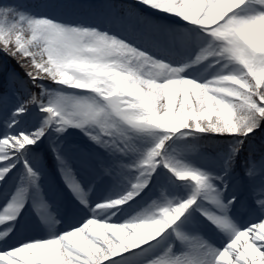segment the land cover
Here are the masks:
<instances>
[{
	"label": "snow or ice",
	"instance_id": "snow-or-ice-1",
	"mask_svg": "<svg viewBox=\"0 0 264 264\" xmlns=\"http://www.w3.org/2000/svg\"><path fill=\"white\" fill-rule=\"evenodd\" d=\"M70 5L0 0V264H264V0ZM48 150L79 214L22 236Z\"/></svg>",
	"mask_w": 264,
	"mask_h": 264
},
{
	"label": "rangeland",
	"instance_id": "rangeland-1",
	"mask_svg": "<svg viewBox=\"0 0 264 264\" xmlns=\"http://www.w3.org/2000/svg\"><path fill=\"white\" fill-rule=\"evenodd\" d=\"M56 1L58 2V0H56ZM72 1L86 2V1H90V0H70V2H72ZM96 1H98L99 3L102 2V0H96ZM16 2H17V0H16ZM50 4H52V3L49 2V0L48 1L42 0V1H38L35 6H28L27 8H29L33 11H36V12H40V13L47 12L49 14H52L51 8L48 7ZM55 14L58 16H61V18H63V19L85 20V21L89 19L88 14L84 15V17L80 16L77 18L72 17L68 13L62 14L60 12H56ZM65 140H68V142H72V143H76V144L81 145L84 142V137L78 131H76L74 129H69ZM65 152H67V151H65ZM67 154L69 155L68 152H67ZM41 163H42V166H43L44 172H45V175L43 177V186H44V189L47 193V198L50 201V203L52 204V208L56 214V218L60 221V223H58L56 220H53L52 217L48 215L47 211L44 212V216L47 217V222H45L43 220L40 221L39 218L36 216V214L33 212V210L30 207V210L26 211V217L22 219V223H21L20 228H19V235H22V236H34L35 233H38V236H40L43 234V231H42L43 227H44L45 231L54 230L55 228L60 229L62 225L72 223L73 218L78 216V214H79L78 206H77L76 202L73 200V198H72L70 192L68 191L65 183H64V187H65V190L67 192L63 193V195H64L65 200L68 201L67 205L70 204V208L69 209H63L65 204H64V200L62 199L60 193H58V191L60 189L59 190L55 189L54 183L56 180H52V179L54 178V179H58V181H62V182H64V181H63L62 177L60 176V173H59L58 168L56 166L55 157L51 154L50 150H48V153H46V154L44 152L41 154ZM208 166L211 167L213 165L211 163H209ZM73 167L76 170L77 178L79 180H81V182L86 187L87 184L92 179L91 175L87 172V170L83 169L80 166V164H78V163H73ZM53 171H55V174H54L53 178H51ZM91 196L93 198L95 197L94 192L91 194ZM68 198H69V200H68ZM54 201H55V203H54ZM3 202H4L3 194L0 193V204H2ZM55 204H56L57 209L55 208ZM117 214L119 215V213H117Z\"/></svg>",
	"mask_w": 264,
	"mask_h": 264
},
{
	"label": "trees",
	"instance_id": "trees-1",
	"mask_svg": "<svg viewBox=\"0 0 264 264\" xmlns=\"http://www.w3.org/2000/svg\"><path fill=\"white\" fill-rule=\"evenodd\" d=\"M38 1H42V0H17L18 3L20 4H23L25 5L26 7L28 6H35L36 3ZM56 0H52L51 3H55ZM73 5H70V6H79L78 4H85V5H88V4H96V3H99L98 1L96 0H92V1H86V2H81V1H72ZM75 13H78V14H86L87 13V9H83V10H76L74 12H72V14H75ZM10 65H14V62H11L10 61ZM17 70L19 71V69L17 68Z\"/></svg>",
	"mask_w": 264,
	"mask_h": 264
},
{
	"label": "bare ground",
	"instance_id": "bare-ground-1",
	"mask_svg": "<svg viewBox=\"0 0 264 264\" xmlns=\"http://www.w3.org/2000/svg\"><path fill=\"white\" fill-rule=\"evenodd\" d=\"M75 144V145H74ZM79 144H76V143H72V142H68V140H65L64 141V144H63V149L65 151H67L69 153V155L67 154V152H65L70 160L73 162V163H78L77 159H76V152H75V148L76 146H78ZM65 146V147H64ZM79 164V163H78ZM100 195V192L96 193L95 197Z\"/></svg>",
	"mask_w": 264,
	"mask_h": 264
}]
</instances>
